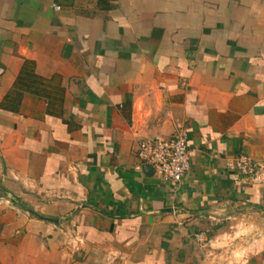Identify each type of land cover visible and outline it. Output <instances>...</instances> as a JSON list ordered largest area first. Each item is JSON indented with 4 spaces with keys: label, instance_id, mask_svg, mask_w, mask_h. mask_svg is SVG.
<instances>
[{
    "label": "crops",
    "instance_id": "obj_1",
    "mask_svg": "<svg viewBox=\"0 0 264 264\" xmlns=\"http://www.w3.org/2000/svg\"><path fill=\"white\" fill-rule=\"evenodd\" d=\"M177 123L171 181L134 150ZM257 207L264 0H0V264H264Z\"/></svg>",
    "mask_w": 264,
    "mask_h": 264
},
{
    "label": "built area",
    "instance_id": "obj_2",
    "mask_svg": "<svg viewBox=\"0 0 264 264\" xmlns=\"http://www.w3.org/2000/svg\"><path fill=\"white\" fill-rule=\"evenodd\" d=\"M135 155L149 164L161 177L180 181L189 169V140L186 129L181 123L175 125L173 133L168 137L153 136L143 139L135 146ZM228 167L246 176H256V164L245 155L234 157ZM230 250L229 256L232 255ZM231 260V258H230Z\"/></svg>",
    "mask_w": 264,
    "mask_h": 264
},
{
    "label": "rangeland",
    "instance_id": "obj_3",
    "mask_svg": "<svg viewBox=\"0 0 264 264\" xmlns=\"http://www.w3.org/2000/svg\"><path fill=\"white\" fill-rule=\"evenodd\" d=\"M253 212L247 213L245 221L238 227L229 229V240H236L240 237H263L264 236V208H255ZM250 216V217H247ZM254 222V223H253ZM255 227V229H254ZM236 232V236L233 237V233ZM237 237V238H236ZM236 238V239H235ZM247 241V239H246Z\"/></svg>",
    "mask_w": 264,
    "mask_h": 264
}]
</instances>
